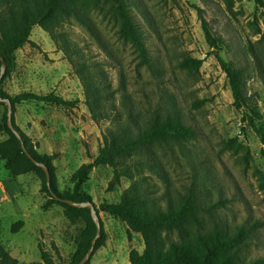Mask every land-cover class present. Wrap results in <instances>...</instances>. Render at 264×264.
Segmentation results:
<instances>
[{
  "label": "rangeland",
  "instance_id": "rangeland-1",
  "mask_svg": "<svg viewBox=\"0 0 264 264\" xmlns=\"http://www.w3.org/2000/svg\"><path fill=\"white\" fill-rule=\"evenodd\" d=\"M92 1L80 22L60 21L55 39L34 26L29 43L15 52L12 69L5 75V68L1 79L0 88L9 96L54 93L77 101L72 109L41 103L11 107V118L28 143L39 154L55 156L57 191L72 189L70 175L97 155L103 136L115 131L119 118L125 119L124 108L142 115L175 103L197 137L183 144V152L173 145L162 152L171 192L183 194L193 178L211 201H222L217 212L229 225L257 224L245 255L250 260L264 257V146L243 110L233 107L226 75L202 29L205 21L218 41L215 53L242 71L247 96L260 116L257 123L264 129V0L260 7L253 0H125L142 31L149 67L139 66L134 46L119 37L111 1ZM63 41L74 62L89 65L94 86H107L106 93L99 92L102 106L96 121L85 106L83 83L60 47ZM188 58L202 60L198 71L180 66ZM5 138L0 134V141ZM140 175L149 176L160 196L162 180L146 170ZM112 176L110 167L99 166L83 185L105 236L93 250L91 264H128L129 253H141L144 247L124 221L100 210L102 204L118 201L129 185L121 178L109 189ZM39 189L35 173L14 178L0 161V244L18 257V264H43L38 246L54 262L68 264L82 224L71 225L60 205L43 210L48 198ZM19 221L21 227L12 233L11 226Z\"/></svg>",
  "mask_w": 264,
  "mask_h": 264
},
{
  "label": "trees",
  "instance_id": "trees-1",
  "mask_svg": "<svg viewBox=\"0 0 264 264\" xmlns=\"http://www.w3.org/2000/svg\"><path fill=\"white\" fill-rule=\"evenodd\" d=\"M110 1L112 14L118 22L119 37L134 46L140 59L139 66L149 67L150 60L144 46L142 31L130 8L125 0ZM253 2L257 7L262 6L261 0ZM92 5H94L92 0H0V58L5 64V75L14 65L15 52L29 43L34 26L40 27L55 39L54 30L61 20L73 18L80 22L83 11ZM202 29L208 46L213 49L219 66L226 75L233 107L236 110H243L244 120L264 146V129L257 123L260 116L256 104L247 96L242 71L215 53V50H218V41L212 36L205 21H202ZM262 38L264 39V32ZM60 47L68 55V60L75 67L83 83L85 106L92 119L96 121L98 107L102 106L99 92L102 90L106 93L107 86L101 84V87H95L89 65L74 62L69 44L63 41ZM1 64L0 61V66ZM201 64L202 60L188 58L182 61L180 66L196 72ZM0 98L8 99L12 108L21 103H41L72 109L77 103L76 100L68 101L54 93L22 92L9 96L1 88ZM124 109L125 119L120 121L119 118L115 131L107 132V135L103 136V144L97 155L89 162L81 164L70 175L72 189L60 193L55 186L52 164L55 156L39 154L19 132L11 118L12 126L19 133L26 152L36 162L47 167L50 176L47 185L43 170L31 162L23 152L20 142L8 128L7 109L4 103L0 102V134L6 137L0 141V161L4 162L5 170L14 178L35 173L40 181L39 192L48 198L42 209L46 210L53 204L60 205L64 217L71 225L82 224L68 264H79L90 248L96 228L88 208H74L61 200L92 203L90 196L83 191V185L93 169L104 165L113 171L109 189L119 185L121 178L129 181L128 187L122 191L118 201L104 203L100 207L105 214L124 221L129 231L139 234L142 238L144 245L142 252L131 251L128 264H264V257L250 260L245 255L250 241V231L257 226L256 223L249 225V228L245 225H229L217 212L222 206V201H211L208 197L210 193L203 190L201 185L194 184L193 178L185 187L183 194L174 195L171 192L169 179L160 161L163 157L162 152L165 146L171 145L183 152V144L197 137L195 129L186 122L175 103H169L167 107L142 115L130 108ZM143 170L162 180L163 192L160 196L157 195L155 184L149 181V176L140 175ZM21 225V221L13 224L11 232H17ZM104 241V233L100 232L94 251ZM38 251L43 264H62L54 262L41 246H38ZM0 264H18L1 244ZM85 264H91L90 259Z\"/></svg>",
  "mask_w": 264,
  "mask_h": 264
},
{
  "label": "water",
  "instance_id": "water-1",
  "mask_svg": "<svg viewBox=\"0 0 264 264\" xmlns=\"http://www.w3.org/2000/svg\"><path fill=\"white\" fill-rule=\"evenodd\" d=\"M0 61L2 63L1 66H0V81H1L3 73H4V70H5V64L3 63L1 58H0ZM0 102H3V103L6 104V109H7L6 116H7V126H8V128L12 131V133L15 135L17 140L20 142L23 152L31 160V162L35 166H37V167H39V168H41L43 170V172L45 174V177H46V182H47V185H48L49 181H50V176H49V171H48L47 167L44 164H42V163L36 162L31 157V155L26 152V150H25V148H24V146L22 144V139H21L19 133L12 126L10 101L8 99L0 98ZM61 201L64 202L65 204L71 206V207H74V208H88L90 210L91 218H92V221H93V223L95 225V228H96V233H95L94 238L91 241L90 248L88 249V251L86 252L84 257L82 258V260L79 262V264H85L90 259L91 255L93 253L94 245L96 243V240L100 237V232H101L100 220H99V217L97 215L96 209L93 206V204L90 203V202H87V203L86 202H75V201H72V200H61ZM100 210H101V208H100Z\"/></svg>",
  "mask_w": 264,
  "mask_h": 264
},
{
  "label": "crops",
  "instance_id": "crops-1",
  "mask_svg": "<svg viewBox=\"0 0 264 264\" xmlns=\"http://www.w3.org/2000/svg\"><path fill=\"white\" fill-rule=\"evenodd\" d=\"M9 254H10V253H9ZM11 257H13L14 259H16L18 263L21 262V261H19L18 257L12 256V255H11Z\"/></svg>",
  "mask_w": 264,
  "mask_h": 264
}]
</instances>
